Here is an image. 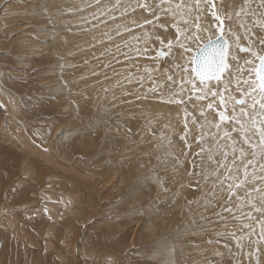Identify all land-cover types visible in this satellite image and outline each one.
Segmentation results:
<instances>
[{"label": "rangeland", "instance_id": "rangeland-1", "mask_svg": "<svg viewBox=\"0 0 264 264\" xmlns=\"http://www.w3.org/2000/svg\"><path fill=\"white\" fill-rule=\"evenodd\" d=\"M117 1L120 9L111 17H104V9L114 8ZM213 1L217 2L219 8L226 2ZM143 2L144 0H8L6 5L0 7V13L3 14L0 15V89L5 93L3 97L0 96V105H3L0 107V264H79L80 259L81 264H264V237L260 236L259 228L263 221L251 223L250 219L241 215L243 212L237 208L235 197L231 205L227 201V193L219 189H216L219 200L216 195L213 198L212 192L199 194L195 188L213 191V185L211 178L205 180L204 172L200 173L190 167L189 163L196 161L193 156L184 161L178 155L180 172L176 174L179 169H174V163L166 169L170 170L168 176L161 170L167 164L166 160H158L155 167L157 169L152 170L150 176L147 171L153 167L154 159L139 160L136 157L131 149L138 148L137 140L134 142L136 146L130 149L132 157L121 159L123 155L120 157L119 151L122 144L125 148L129 144L116 140L117 137L107 138L112 135L114 128L111 125L106 128L103 124L104 115H97L101 110L102 94L97 73L109 71L108 62L123 61L134 56L133 54L148 60L151 59L152 52L167 45L169 40L179 39V42L189 45L190 39L185 38H193L204 30L219 34V22L212 16L215 8L202 3L199 12L193 10L184 17L162 13L157 19L156 13L148 14L144 11L141 17L146 18L147 14L148 21H151L146 23L149 40L140 42L136 39V44L131 46L130 42L135 36L134 29L129 24V16L131 12L141 13L143 10L138 4ZM147 2L154 4L155 0ZM190 2L191 0H185V3ZM238 10L239 5L233 11V16L227 9L223 12L225 15H221L224 19V32L225 21L230 20L225 17L231 15L230 24L233 22V27H229L230 35L245 32L239 26L241 21L247 23L250 31L264 35V28H253L251 24L253 19H264L260 15L264 13L260 0H251L250 3V10L256 13L255 17H237L235 11ZM159 11L156 9L157 13ZM197 15L199 19L196 18ZM184 19L188 21L186 24ZM141 20L139 18L138 22ZM177 28L180 29L179 33ZM141 34V31L137 32L138 38ZM54 38H70L69 46L63 54L70 64L66 69L63 61H59L62 58L56 55L57 47L52 40ZM112 40L113 43L110 44ZM160 40H164V45H161ZM107 42L117 51L103 53V44ZM142 48H145L144 52ZM179 49L182 51L181 47ZM136 63L131 68L135 69L139 79L145 81L146 90L141 84L136 89L129 87L137 90L134 91L135 96L145 94L150 89L156 91L155 95L160 92L163 95V88L170 93L177 89L175 86H166L163 81L157 86L150 79L154 65L148 68V62ZM91 75L92 78H88ZM173 80L172 76L170 82ZM82 83L85 87H82ZM112 95L115 98L117 92H112ZM86 98H90L88 103L92 98L99 100L94 102L96 109L93 115L86 111ZM2 99H5L7 105ZM82 100L86 102L85 105ZM10 104L13 110L8 108ZM135 109L141 116V106ZM8 111H13L12 116L16 121L10 119ZM113 111L122 113L117 109ZM111 117L112 114L109 113L106 123ZM44 122L63 128L47 147L45 139L38 138L30 126ZM127 122L130 123V120ZM148 123L156 131L152 125L154 122ZM162 125L163 123L161 128ZM124 129L129 131L131 126L126 125ZM152 129L150 128L151 136L154 134ZM16 130L37 146L51 149L53 155L46 160L41 159L42 155L35 157L30 154V159H27L29 152L22 149V143L15 136ZM143 133L140 131L137 135L142 139L141 142L147 139L148 145L153 144L149 133L140 137ZM130 138L136 139L135 136ZM159 145L162 150V141ZM108 147L115 148L114 153L117 155H111L112 149L110 153L107 152ZM167 148L175 152L181 151L182 146L180 144V147ZM140 161H143L142 165L139 164ZM30 166L33 170L29 169ZM28 169L32 172H28ZM113 173L116 175L113 176ZM52 182L54 186L50 185ZM51 187L55 188V201L60 204L56 208L46 209L42 207L46 200L44 189ZM60 191L65 193L64 197L59 196ZM71 198L74 201L71 202ZM66 204L70 207L65 208ZM226 206L233 208L235 216L224 211ZM31 209H34L33 214L28 213ZM54 211L57 216L51 215ZM252 217L258 215L253 213ZM77 251L81 252L79 256Z\"/></svg>", "mask_w": 264, "mask_h": 264}, {"label": "bare ground", "instance_id": "bare-ground-1", "mask_svg": "<svg viewBox=\"0 0 264 264\" xmlns=\"http://www.w3.org/2000/svg\"><path fill=\"white\" fill-rule=\"evenodd\" d=\"M6 1H8V0H6ZM6 1L5 0H1L0 1V7L6 5ZM213 2L216 5L215 11L220 16L221 15H223V16L225 15L223 12L226 11V9L233 16L234 15L233 11L236 9V7L240 3L239 0H226L225 4H223L219 8L217 6V2L216 1H213ZM221 3H223L222 0H221ZM118 9H120V3L117 1V2H115L114 8H111V9L110 8H105L104 9L105 13H102V15L104 17H111L112 15L115 14V11H117ZM142 10H141L142 11L141 13L137 11L135 14H134V12H131V15L129 14L130 15L129 17L131 18L129 24L134 29L133 34L135 36V38L132 39V41L130 42L131 46H134L136 44V39L138 41H140V42H145V41L149 40L147 31H146V25H147L146 23H147L149 17H148L147 14H146V18H145V16L141 17V15H143L142 13L144 11L146 13H148V14H149V12L146 11L145 9H143V8H142ZM18 13H20V12H18ZM56 14H57V16H56ZM56 14H55V16L58 18L59 17L58 16V12H56ZM0 15H3V14L0 13ZM12 15H15V13H12ZM20 17H22V16H20ZM139 18L142 19L140 22H138ZM231 21H232V19H230L229 21H225L226 32H224V38L226 40H228L229 44L231 45V47L229 48V57H228L229 68L226 69V71L222 75L220 81L209 80V81H206L204 85H202L200 83V81L197 80L199 78H197L195 76V73L191 71V69L194 67V64H192V63H190L188 61V57L189 56H195L196 52L198 51V44L201 43L199 41H195V36L199 35L201 38H204L208 34V32H210L209 30H207V31L204 30L202 32H199V33L195 34L193 36V38L190 39V43L187 46H190L192 48L191 52L184 53L183 49H182V51L179 49V47H180L179 43H174L173 46H172L171 52L168 55H166V57L162 58V56L159 55L160 50H163L165 53H168V51H169L168 48H167V45H165L164 47H161L160 49L156 50L155 52H152V54H150L152 56L151 59L145 60L144 58L136 57L137 54H133L134 56H132L131 58L125 59L123 61L116 60L115 62H108L107 65L110 66V70L107 71V72L101 71V72L97 73L98 74V78H99V86L102 85V87H101L102 88V94H101V101H100L101 110H99L100 113H97V115L98 114L99 115H101V114L104 115L103 118H105V123L103 122V124L105 125L106 128H108L109 125H111L112 128H114L112 130V133H111L112 135L107 136V138L111 139V138L117 137L116 140H119V141H121L123 143H128L129 144V146L126 147V148L124 147V144H122L121 151H119V156L121 157L123 155L121 157V159L131 158L132 157L130 149H131V147L136 146L134 144V142L137 140L138 143H139L138 148L136 150L135 149H131V151L136 155V157H138L139 160H143V159L145 160L147 158L154 159L153 167L149 168L148 171H147V173L149 175H150V172L152 170L157 169L155 167L158 164V160H166L165 163H167V164L163 166V169H161V170L164 171V175H166V176L170 175V170L168 169L166 171V169L168 167L170 168V166L173 165L174 163L176 164V168H174V169H179L178 171H176V174H177V172H180L181 163L179 162V159H177L178 155H180V157L184 158L185 159L184 161H187V159L189 157L193 156L194 160H196V161H193V163L195 162V164L189 163L190 167H192L195 170H198L200 173L203 172L202 167H201L202 156H204L206 154H200V148H201L200 147V143L201 142L199 140V135H200L201 129L198 128L196 125H194L192 123V118L195 117L197 121H205V122H215V121H217L219 119V117L216 114V108L219 105V100H218V98H213L211 96H208V98L205 99V100H197L196 97L199 96V94L200 95L204 94L201 91H199V89L203 88L205 92H207L208 90H212V91H217L218 90L219 92H222V93H224L225 96H227L229 94V92L225 91V87L224 86L228 85L231 94L234 95L236 98H240L241 97V93L236 90L237 81L241 77H243L244 79H247L250 74L253 76V78H255L254 73L252 72V69L258 66V61L252 55L251 52L250 53H242L236 47V44L234 43L235 36H233V34L230 35L229 34V30H228L229 27H231V29L233 27V22H232V24H230ZM59 24H61V23H59ZM53 25H54V23H53ZM203 25H205V24H203ZM56 26H57V24L55 23V27ZM218 29H219V26H218ZM223 29H224V24H223ZM138 31H141V33H142L140 38H138V35H137ZM55 32L57 33V31H55ZM59 32L60 31H58V33ZM68 33L69 34H73L72 32H68ZM225 33H227L228 36ZM236 35H238L240 37V40H239L240 46H242V47H250L254 52H256L258 54H264V45L260 44V40L264 39V35L263 34L255 32V31H248L247 33L243 32V33H239V34H236ZM68 37H69V35H68ZM131 37H133V36H131ZM68 39L70 40V38H68ZM68 39H62V40H60V39L58 40V38L57 39L56 38L52 39L53 42H54L53 45H55L57 47V53H56L57 57L58 58H62L59 61H63L64 69H66L70 65L69 62L63 56V54H65V52H66V50H67V48L69 46ZM178 41H179V39H178ZM111 43H113V40L110 42V44ZM110 44H109V42L103 44V49H102L103 53L106 54V53H112V52H116L117 51ZM63 47H65V48H63ZM144 51H145V48H142V52H144ZM157 55H159V56H157ZM233 57H236V59H234ZM245 60H252L253 63L245 64ZM137 61L141 62V63L148 62L149 63L148 64V68H150L152 65H154V69L152 70L153 74L150 76V79L157 86H160L161 82L163 81L164 82L163 84H166V86H175V87H177V89L173 93H170L165 88H163V89H161L163 91V95H162L161 92L158 95H155L156 91L154 89H150V91H148V92L145 91V94H143V93L140 94L138 92V94H140V95H136L135 96L134 95V91H137L135 89L138 88L139 84L143 85L144 86V90H146L145 81L139 79L137 77V73L135 72V69L133 67L131 68V66H133V65L136 66L137 65V63H136ZM162 61L166 62L167 64L166 63H161ZM163 65H166V66L164 68H162ZM184 67L188 68V72H185L183 70ZM64 69H63V71H64ZM65 73H67V72H65ZM67 74H70V73H67ZM169 75L173 76V78H174L173 82H170V80L168 79ZM88 78H92V75L88 76ZM73 80H71V82ZM189 81H192V83H190ZM193 83L195 84V88L193 87ZM59 84H60V82H59ZM88 86H90V85H88ZM79 87H80V85H79ZM82 87H85L84 83H82ZM129 87H134L135 89L132 90ZM241 87H246V86L241 84ZM112 92H117V96L115 98H112L113 97ZM3 95H5V93H4V91H1V89H0V96L3 97ZM114 95H115V93H114ZM147 95H148V97L145 98V96H147ZM152 95H155V96H152ZM89 99L86 100L87 103L82 100V103L84 105H85V103L87 104V110L86 111L89 112L88 114L91 115L92 113H94V111L96 109V107H94V102H99V100H95V98H92L90 100V103H88ZM174 100H178L180 102H178V103L177 102H170V101H174ZM210 100L214 101V103H215V106H214V108L212 110H208L206 108V105H207V103ZM1 101L5 105H7L5 99H2ZM136 101H138V102H136ZM134 102H136V103H134ZM75 105L77 106V103H75ZM139 105L141 106V112H140L141 116L138 115V112H137L138 110L135 109V107L139 108ZM8 108L13 110L12 104H10ZM114 109L120 110L124 114H122L120 112H119V114H117L115 111H113ZM192 109H194V110H192ZM201 109H203L205 111L206 119H205V117H202L200 115V110ZM131 110H133L134 112L131 111ZM12 112L8 111V113L10 114V116H9L10 119L11 118L14 119V116H12ZM186 112L189 115L186 116L185 115ZM109 113L112 114V117H111L112 119L109 120L108 123H106ZM132 113H134V115ZM228 114L231 115V104L228 106ZM78 116H80V115H78ZM138 119H139V121L136 122V120H138ZM147 119H148L149 122H154V124L152 123V125H153V128L156 131H154L152 129V126H151L150 123H148ZM118 120H119V122H118ZM127 120H130V123L127 122ZM186 121H187V130L185 128V122ZM161 123H163L162 128H161ZM48 124H47V122H44L41 125H37V124L30 125L33 133L35 135H37L38 138L41 137V138L45 139L44 141H46V144H45L46 147L49 146L50 144H52L51 141L53 140V138H55L56 135L60 134L63 131L62 130L63 128H61V126L56 125V126L53 127V126H50ZM106 124H108V126H106ZM126 125H130L131 126V129L129 131L124 129V127ZM137 125H138V127H137ZM143 125H144V127H143ZM25 126L26 125H23V127H25ZM27 126L29 127V125H27ZM23 127H22V129H23ZM227 127L228 126L226 124L222 125V128H227ZM150 128L153 130V133H154L153 136H151L152 133L150 131ZM157 130L159 132H157ZM16 131H17V134L15 136H17L18 141H20L22 143V144L20 143L22 149L24 151H26V152H29L28 153L29 155L27 156V159H30L31 155H33L35 157H38V156L42 155L41 159L45 158L47 160L48 157L53 155V151L51 149H49V150L48 149H44L43 147H45V146H43V147H41L39 145L37 146L35 144V142L33 143L31 141L30 138H27V136L21 135L20 133L18 134V130H16ZM140 131L144 132L143 134L140 135V137L142 135H146V134L149 133V138L153 139V140H151V141H153V144L148 145L147 139H143V142L146 143V144H143V142H141L142 139H139V137L137 136ZM213 131H214V129H213ZM154 135L155 136L159 135V136L156 139H154V137H155ZM233 135H236V134L233 133ZM133 136H135L136 139L130 138V137H133ZM129 139H131V140H129ZM206 139H207V137H206ZM9 140H11V139H9ZM160 141H162V146H163L162 150H160V148H159V146H160L159 142ZM180 144L182 146L181 151L177 150L175 152H171L167 148V147H180ZM42 145H43V143H42ZM194 145H196V146H194ZM205 147H207V145H205ZM16 148H17V146H16ZM108 148H109V150L107 152L110 153V151L112 149L111 155H113V156L117 155L116 153H114L115 148H110V147H108ZM245 148H246V150H248L246 146H245ZM22 149H20V150H22ZM189 149H191V150H189ZM25 160H26V158H25ZM61 161H63V160H61ZM125 162H127V161H125ZM145 163L148 164V162H145ZM139 164L142 165L143 161H140ZM193 165H194V167H193ZM203 165H204V168H207V169H211V167H212V165L209 164L206 159L203 160ZM25 166H28V165H25ZM58 167H61L60 164H58ZM116 167H117V165H116ZM249 167L251 168V166H249ZM47 168L49 169V167H47ZM29 169H32L31 166L29 167ZM29 169H28V172L31 171ZM55 169H56V166H55ZM24 171H26L25 168H24ZM26 173L27 172H25V174ZM114 174L115 173H113L112 175L114 176ZM241 175H242V172H241ZM51 176H52V174H51ZM88 176H90V175H88ZM95 177H97V176H95ZM203 177H204V175H203ZM203 177H202V182H203ZM114 178H116V180L118 179V177H114ZM145 180H146V178H145ZM118 181L120 182V179ZM89 182L94 183V181L93 182L89 181ZM50 185L54 186V183L52 182ZM160 187H161V185H160ZM248 187H251V185H248ZM52 188L53 187L44 189V191L46 192V193L44 192V195H45L44 198L46 197V200H45V202H44L42 207H44L46 209L49 208V207L56 208L60 204V202L58 203V202L55 201V199H56L55 195H54V193H55L54 189L55 188L54 189H52ZM195 189H196V191L198 190L199 194H202V193L203 194H205V193H210L211 194V192H213L212 190H202L201 188H195ZM78 190H79V188H78ZM196 191L194 190V192H196ZM134 192H136V191H134ZM60 194L61 195H59V196H62V197L65 196V193L63 191H60ZM175 194L176 193H174V195ZM192 194H193V191H192ZM69 196H71V195H69ZM175 196H178V194L175 195ZM194 196H195V194H194ZM56 197H58V196H56ZM200 197H201V195H200ZM208 197H210V196H208ZM208 197H207V199H208ZM211 197H212V195H211ZM215 197H217V195ZM213 198H214V196H213ZM213 198H212V200H213ZM217 199L219 200L218 197H217ZM63 200H65V199H63ZM234 200H235V198H234ZM72 201H74L73 198H71V202ZM76 201L78 202V200H75V202ZM193 201H194V199H193ZM204 202H206V201L204 200ZM210 202H211V200H210ZM212 202H216V201H212ZM194 203H195V201H194ZM207 203H208V201H207ZM234 204H235V202H234ZM62 206H64V205H62ZM68 206L70 207V205L66 204L64 207L68 208ZM78 206H79V204H78ZM234 206H236V205H234ZM74 210H76V209H74ZM77 211H79V210H77ZM63 212L64 211H62V214H63ZM70 212H71V209H70ZM241 212H243V213L251 212L252 214L256 213V215H258V217H255V218L253 217L252 219H250L251 223H253V222L257 223L258 221H263V224H264V212H261V213L255 212L253 209H251L248 206H245V208L242 209ZM28 213L29 214H33L34 213V209L29 210ZM62 214H61V217H63ZM51 215L55 216L56 212L55 211L52 212ZM58 217H59V215H58ZM72 217L75 218L74 216H72ZM84 223H85V221H84ZM259 228L261 229V226ZM72 234H73V232H72ZM81 244H82V242H81ZM67 250H69V249H67ZM77 254L79 256L81 254V252L80 253L78 252ZM117 259H119V258H117ZM84 263H85V261H84ZM79 264H81V259L79 260Z\"/></svg>", "mask_w": 264, "mask_h": 264}, {"label": "snow or ice", "instance_id": "snow-or-ice-1", "mask_svg": "<svg viewBox=\"0 0 264 264\" xmlns=\"http://www.w3.org/2000/svg\"><path fill=\"white\" fill-rule=\"evenodd\" d=\"M202 3L213 9L216 7L213 0H191L190 3H185V0H155L154 4L144 0L143 3L138 4V7L149 13H156V18L159 19V15L162 13L171 14L173 17H184L186 13H191L193 10L199 12ZM250 3L251 0H241L239 10L235 11V15L237 17L248 15L255 17L256 13L250 10ZM260 7L264 8V0H260ZM156 9L160 10L159 13L156 12ZM260 15L264 17V13ZM212 16L219 22V34L208 32L204 38L196 35L195 41L201 42L198 44V52L195 56L188 57V61L195 65L191 71L199 78L202 85L209 80L220 81L224 71L229 68L227 60L231 45L224 38V19L216 11H212ZM196 18L199 19V15ZM225 18L231 19L232 17L226 15ZM187 22V19H184V23ZM147 23H151V21L149 20ZM251 24L253 28H264V19H253ZM239 26L245 29L246 33L250 31L244 21H241ZM197 30L199 31V25H197ZM177 32H180L179 28H177ZM232 34L235 36L234 43L239 51L242 53L251 52L258 61V66L252 69L255 78L250 74L247 79L241 77L237 81L236 90L241 93L240 98H236L231 94L228 85L224 86L225 91L229 92L227 96L219 91L208 90L205 92L203 88L199 89L204 94L197 96V100H205L208 96L218 98L219 105L216 108V114L219 119L215 122H205L197 121L193 117L192 123L201 129L199 135L201 142L200 154H206L202 156L201 167L205 180L211 178L213 196L217 195L216 189H219L221 192L227 193L229 204L232 203L233 197H235L238 202V209L242 210L245 206H248L255 212H264V54H258L250 47L240 46V37L235 33ZM185 39H191V37ZM160 43L164 45V40H160ZM174 43H179L184 53L192 51V48L185 43L169 40L167 42L168 53L161 50L159 55L162 57L168 55ZM260 44L264 45V39L260 40ZM233 58L236 59V57ZM251 63H253L252 60H245V64ZM183 70L188 72L187 67H184ZM168 79L172 80V76L169 75ZM189 82L192 83V81ZM241 84L246 87H241ZM193 87L195 88L194 83ZM170 102L178 103L180 101ZM230 104L231 115L228 114ZM214 106V101L210 100L206 108L212 110ZM0 107H3V105H0ZM185 115L189 114L186 112ZM200 115L205 117L203 109L200 110ZM225 124L228 127L222 128V125ZM185 128L187 130V121L185 122ZM233 133L236 135H233ZM204 159L212 165L211 169L204 168ZM248 185H251V187H248ZM224 211L235 216V212L230 206H226ZM242 215L248 219L253 218L251 212L242 213ZM243 226L249 227V225ZM260 236L264 237V224L261 226Z\"/></svg>", "mask_w": 264, "mask_h": 264}, {"label": "water", "instance_id": "water-1", "mask_svg": "<svg viewBox=\"0 0 264 264\" xmlns=\"http://www.w3.org/2000/svg\"><path fill=\"white\" fill-rule=\"evenodd\" d=\"M197 52H198V51H197ZM197 52H196V54H197ZM196 54H195V55H196ZM225 71H226V70H225ZM225 71H224V72H225ZM223 74H224V73H223ZM223 74H222V75H223ZM221 77H222V76H221Z\"/></svg>", "mask_w": 264, "mask_h": 264}]
</instances>
